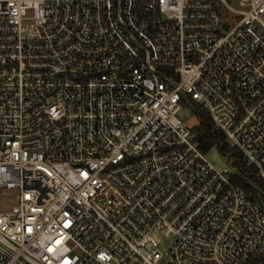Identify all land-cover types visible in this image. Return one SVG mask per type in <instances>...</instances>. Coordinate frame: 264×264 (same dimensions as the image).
I'll return each mask as SVG.
<instances>
[{"label":"built area","instance_id":"obj_1","mask_svg":"<svg viewBox=\"0 0 264 264\" xmlns=\"http://www.w3.org/2000/svg\"><path fill=\"white\" fill-rule=\"evenodd\" d=\"M179 103L264 180V0H0V264H264Z\"/></svg>","mask_w":264,"mask_h":264},{"label":"trees","instance_id":"obj_2","mask_svg":"<svg viewBox=\"0 0 264 264\" xmlns=\"http://www.w3.org/2000/svg\"><path fill=\"white\" fill-rule=\"evenodd\" d=\"M195 113L198 123L190 126L189 131L196 146L203 153L215 145L224 154L229 152L230 157L233 158V165L236 167V171L230 175L231 182L242 188L247 195L255 199L261 207H264V180L255 175L254 167L246 166L243 163L237 150L228 149L226 144L217 138L216 134L211 130V118L207 110L196 106Z\"/></svg>","mask_w":264,"mask_h":264},{"label":"rangeland","instance_id":"obj_3","mask_svg":"<svg viewBox=\"0 0 264 264\" xmlns=\"http://www.w3.org/2000/svg\"><path fill=\"white\" fill-rule=\"evenodd\" d=\"M177 114L182 120L183 124L188 127L196 125L198 123V118L195 111H193V109H191V107H189L187 104L179 103V110ZM221 141L222 143H225V140ZM204 156L208 163H210L213 167L217 169L226 168L232 172L236 171V167L233 165V158L228 157L226 154L221 152L216 145L209 149L207 152H205ZM7 192V190H4V192H0V203L11 204L12 197ZM169 244L170 242L168 240H165L163 245H161L160 247L162 250H166Z\"/></svg>","mask_w":264,"mask_h":264},{"label":"water","instance_id":"obj_4","mask_svg":"<svg viewBox=\"0 0 264 264\" xmlns=\"http://www.w3.org/2000/svg\"><path fill=\"white\" fill-rule=\"evenodd\" d=\"M217 136H218L219 139H223L224 138V134L219 129L217 130Z\"/></svg>","mask_w":264,"mask_h":264}]
</instances>
